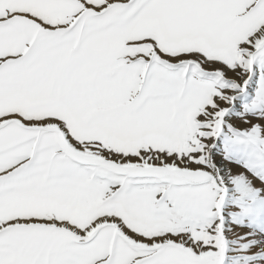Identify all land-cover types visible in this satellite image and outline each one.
Returning <instances> with one entry per match:
<instances>
[{"label": "snow or ice", "instance_id": "obj_1", "mask_svg": "<svg viewBox=\"0 0 264 264\" xmlns=\"http://www.w3.org/2000/svg\"><path fill=\"white\" fill-rule=\"evenodd\" d=\"M0 264H264V0H0Z\"/></svg>", "mask_w": 264, "mask_h": 264}]
</instances>
